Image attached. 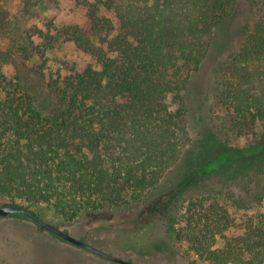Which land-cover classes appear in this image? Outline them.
<instances>
[{"label":"trees","instance_id":"16d2710c","mask_svg":"<svg viewBox=\"0 0 264 264\" xmlns=\"http://www.w3.org/2000/svg\"><path fill=\"white\" fill-rule=\"evenodd\" d=\"M242 2L251 4L252 16L220 64L215 96L230 113L229 128L251 134L253 142L230 146L209 129L187 157L189 170L169 179L192 142L190 78L208 55L214 30ZM75 3L85 10L84 24L49 21L15 50L25 60L39 56L42 72L61 42L89 57L81 69L49 74V106L20 73L4 72L7 60L0 56V206L67 224L146 205L141 214L161 220L170 239L202 261L264 264V211L228 235L232 220L218 199L209 192L185 198L211 176L264 172V0Z\"/></svg>","mask_w":264,"mask_h":264},{"label":"rangeland","instance_id":"374dc122","mask_svg":"<svg viewBox=\"0 0 264 264\" xmlns=\"http://www.w3.org/2000/svg\"><path fill=\"white\" fill-rule=\"evenodd\" d=\"M252 16V6L242 2L237 13L231 16L212 34V46L200 69L190 78L185 93L188 112V130L191 144L169 179L177 180L189 170L191 151L200 145L202 136L211 129L226 144L246 147L253 142L249 133L241 134L229 128L230 113L217 102L216 83L220 64L230 51L242 40L241 26ZM85 10L75 0L32 3L31 0H0V56L7 60L4 72L8 75L20 73L22 81L41 99L43 106L53 100L47 86L49 74L57 68L63 72L72 68H83L88 56L70 42H61L48 52L47 66L40 71L42 59L32 56L23 59L17 52L19 45L28 42V34L34 28L45 29V24L53 21L56 25L84 24ZM36 43L38 37H33ZM175 103L170 102L172 109ZM202 134V135H201ZM193 187V186H191ZM185 198L194 192L210 193L212 200L218 199L229 212L232 224L225 232L239 234L244 223L256 219L264 211V172L230 177L215 175L201 180L191 188ZM146 205L136 209L111 213L90 219L60 224L50 219L44 220L66 230L71 236L84 240L90 245L124 260L139 264H208L188 251L187 244H176L167 234V227L161 220L147 219L142 213ZM33 210L38 212L33 208ZM50 214H53L50 211ZM142 215L141 222L134 218ZM104 226H106L104 228ZM110 226V227H109ZM223 240L215 243L220 247ZM0 264H118L104 259L86 249L75 246L40 229L29 219L0 218Z\"/></svg>","mask_w":264,"mask_h":264},{"label":"water","instance_id":"95a60500","mask_svg":"<svg viewBox=\"0 0 264 264\" xmlns=\"http://www.w3.org/2000/svg\"><path fill=\"white\" fill-rule=\"evenodd\" d=\"M18 214L23 215L27 217L29 220L35 222L40 229L47 230L51 234L61 238L62 240L67 241L75 246L86 249L104 259L110 260L118 264H139V263H135L129 260H124L112 254L106 253L102 251L101 249H98L94 247L93 245H90L81 239H77L71 236L66 230H62L59 227L40 219L38 216L34 215L33 213L23 208H20L14 205L0 206V218L13 217L14 215H18Z\"/></svg>","mask_w":264,"mask_h":264}]
</instances>
